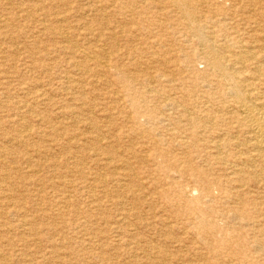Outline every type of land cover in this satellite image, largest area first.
<instances>
[{"label":"rangeland","instance_id":"obj_1","mask_svg":"<svg viewBox=\"0 0 264 264\" xmlns=\"http://www.w3.org/2000/svg\"><path fill=\"white\" fill-rule=\"evenodd\" d=\"M205 1L212 10L222 9L219 19L226 20L228 33L238 32L251 48L259 45L264 48V0ZM64 2L0 0V161H3L0 164V264H206L204 258L200 257H207L209 248L224 255H236L240 248L236 239L242 238L249 253L253 257L258 256L256 248L251 244L249 246V243L255 236L264 235V212L260 216L255 214L253 220L248 222L250 226H246L245 220H237L229 212L231 208L234 209L235 199L217 190L214 191V198H210L201 191V177H205L207 183L222 179L229 191L231 185L226 179L231 174L233 179L239 177L237 172L233 175V168L229 171L215 161L221 154L219 152H225L224 148L221 151L217 148L218 142L224 146V139L228 137L223 130L197 133L186 123L187 117L195 109L199 115L211 110L214 114L228 113L229 110H221V106H204L201 96L212 87L193 86V68L204 71L205 66L198 61L194 65L187 64L185 59L192 54L190 45L195 41L192 39V42H188L189 39L187 41L182 37L185 30L173 21L176 20V13L169 17L172 22L168 21L165 12L156 6V3H160L158 0ZM63 34L67 37H63ZM108 37H112L111 41ZM183 45L185 49H181ZM179 51L182 55L176 56ZM103 56L107 59L105 65L93 59ZM176 58L182 59L178 65L173 63ZM169 61L172 64L166 66ZM120 71L145 83L150 78L156 81L160 74L170 75L161 79L167 100H164L165 97L159 98L153 100L149 107L147 105L148 109L160 107L155 122L157 125L153 128L143 120L141 123L147 133L141 137L132 135L129 120L118 115V104L123 100L120 91L124 87V83L118 82ZM249 71L254 72L252 69ZM262 71L264 73V69ZM248 76L250 79L257 78L251 73ZM182 81L185 82V99L181 92ZM262 83L264 75L257 83L260 84L259 92L264 93ZM255 96L251 98L255 100ZM196 104L198 108L194 106ZM85 108L87 112L83 111ZM34 122L36 124H32ZM25 126L30 130L24 132ZM122 129H127V132ZM150 132L157 134L158 144L162 151L165 150L163 153L175 155L181 160L185 158V165L181 164L182 170H185V199H180L178 194L170 197L168 190L172 186L167 176L175 179L174 190L179 194L182 192L179 183L184 180L180 173H168L167 167L158 165L164 158L153 154ZM104 152H110L109 156L113 158L102 155ZM224 155L222 158H225ZM234 164L241 165L242 162L235 160ZM252 190L257 191V198L242 195L238 199L248 213L252 212V200H261L259 194H263V190H257V187ZM198 199L199 205L215 209L217 217L208 220L215 225H227L231 240L219 245L218 234L208 235L200 230L205 240L203 242L195 233L197 218L191 216L185 219L184 228L182 219L175 217L171 202L183 208ZM221 213L224 216L221 217ZM114 235L117 239L111 238ZM262 260L264 263V257Z\"/></svg>","mask_w":264,"mask_h":264},{"label":"bare ground","instance_id":"obj_2","mask_svg":"<svg viewBox=\"0 0 264 264\" xmlns=\"http://www.w3.org/2000/svg\"><path fill=\"white\" fill-rule=\"evenodd\" d=\"M2 1V0H1ZM7 1V0H4ZM10 1V0H9ZM13 1V0H12ZM54 1V0H52ZM62 3V0H60ZM80 1V0H78ZM160 3H154L161 11L165 12L167 15L168 21H171L169 17H173V13L175 14V21L176 24L180 25L184 30V37L188 42H192V39L195 43L192 42V54L186 57V62L188 65H194L196 61L203 63L205 66L204 71H198L197 69L193 68V77L192 82L194 87L198 88H209V92H204L201 96L204 99V106L211 105V106H221L219 107L221 110H229L228 113L223 114H214L211 110L210 112H206L204 115H199V112H196V109L191 112L190 115L187 117L186 123L193 127V131L195 132H205V130L209 131V133L214 132L215 129L219 131L223 130L222 132L228 136L225 141V145L223 146L221 143L218 142L217 148L221 151L223 148L225 152H219L220 158L218 157L215 159L217 164L222 165L223 167L227 168L229 171L232 169L233 175L237 172L238 179H233L232 174L226 179L228 185H231L230 191L229 187H225V182L222 179H216L211 183H207V179L205 177L200 178V187L203 194L209 196L210 198H214V191L217 190L223 195H227L238 201L242 195H247L250 198H254L258 195L257 191L251 189L257 187V190H263V194H259L262 197L261 200H252L250 203L252 206V212L248 213L245 211L243 204L238 201H235L234 209H230V213H233V217L237 220H245L246 226H250L248 222H251L254 218V215H261L264 212V93L260 89L259 80L260 77L264 75V48L260 45L256 48H251L241 39L238 32L228 33L225 23V19H219L220 15L222 14V9H210L209 4L205 0H158ZM211 2H215L216 0H210ZM35 2V1H34ZM58 2V1H57ZM64 2V0H63ZM85 2V1H84ZM83 2V4H84ZM98 2V1H97ZM27 3V1H26ZM65 3V2H64ZM69 3V2H68ZM72 3V2H70ZM78 3V2H77ZM81 3V2H80ZM218 3V2H217ZM0 3V7H1ZM146 3L144 2L143 5ZM238 4V3H237ZM16 5V3H15ZM34 5V4H33ZM41 5V4H40ZM39 5V6H40ZM82 5V4H81ZM8 6V5H7ZM17 6V5H16ZM218 6V5H217ZM24 7V6H23ZM118 7V6H117ZM142 7V5H141ZM250 7V6H249ZM14 8V7H13ZM12 8V9H13ZM19 8V7H18ZM28 8V7H27ZM38 8V6L36 7ZM75 8V7H74ZM16 9V7H15ZM25 8H22V10ZM40 9V8H39ZM66 9V8H65ZM117 9V8H116ZM125 9V8H124ZM225 9V8H224ZM18 10V9H17ZM29 10V9H28ZM44 10V9H43ZM58 10V9H57ZM122 10V8H121ZM240 10V9H239ZM24 11V10H23ZM26 11V10H25ZM24 11V12H25ZM37 11V9H36ZM69 11V10H68ZM257 11V10H255ZM100 12V11H99ZM102 12V11H101ZM111 12V11H110ZM113 12V10H112ZM111 12V13H112ZM237 12V10H236ZM30 13V11H29ZM40 13V12H39ZM54 13V12H53ZM234 13V12H233ZM28 14V13H26ZM31 15V14H30ZM85 15V14H84ZM122 15V14H121ZM229 16V14H227ZM226 15V16H227ZM29 16V15H28ZM27 16V17H28ZM241 16V15H240ZM246 16V15H245ZM231 17V16H230ZM79 18V16H78ZM77 18V19H78ZM106 19V18H105ZM40 20V19H39ZM84 20V19H83ZM162 20V19H161ZM246 20V18H245ZM259 20V19H258ZM52 21V19H51ZM81 21V20H80ZM247 21V20H246ZM9 22V21H8ZM53 22V21H52ZM71 22V21H70ZM74 22V20H73ZM76 22V20H75ZM122 22V21H121ZM125 22V21H124ZM172 22V21H171ZM4 23V22H3ZM13 23V21H12ZM15 23V22H14ZM88 23V22H87ZM262 23V22H261ZM48 24V23H47ZM72 24V23H71ZM229 24V23H228ZM88 25V24H86ZM129 25V24H128ZM230 25V24H229ZM37 26V25H36ZM84 26V25H83ZM241 26V24H240ZM25 27V25H24ZM38 27V26H37ZM65 27V26H64ZM86 27V26H85ZM84 27V28H85ZM104 27V25H103ZM231 27V26H230ZM26 28V27H25ZM79 28V26H78ZM27 29V28H26ZM88 29V27H87ZM1 30V29H0ZM3 30V29H2ZM28 30V29H27ZM37 30V29H36ZM79 30V29H78ZM234 30V29H233ZM250 30V26H249ZM43 31V30H42ZM82 31V30H81ZM90 31V30H89ZM110 31V30H109ZM123 31V30H122ZM230 31V30H229ZM13 32V31H12ZM15 32V31H14ZM7 33V32H6ZM100 33V32H99ZM249 33V32H248ZM91 34V33H90ZM250 34V33H249ZM3 35V34H2ZM1 35V36H2ZM11 35V34H10ZM42 35V34H41ZM51 35V34H50ZM103 36V32L101 33ZM171 35V33H170ZM245 35V34H244ZM9 36V35H8ZM62 36V34H61ZM91 36V35H90ZM19 37V36H18ZM23 38V36H21ZM33 37V35H32ZM63 37H67L66 34H63ZM84 37V36H83ZM245 37V36H243ZM25 38V36H24ZM31 38V37H29ZM112 37H108L110 40ZM115 38V37H114ZM121 38V37H120ZM259 38V37H258ZM173 39V38H172ZM177 39V38H176ZM260 38L259 40H261ZM29 40V39H28ZM115 40V39H114ZM246 40V39H245ZM251 40V39H250ZM257 40V39H256ZM6 41V40H5ZM30 41V40H29ZM70 41V40H69ZM111 41V40H110ZM1 42V40H0ZM13 42V41H12ZM27 42V41H26ZM36 42V40H35ZM71 42V41H70ZM80 42V41H79ZM94 42V41H93ZM157 42V41H156ZM18 43V39H17ZM30 43V42H29ZM72 43V42H71ZM85 43V42H84ZM130 43V42H129ZM253 43V42H252ZM262 43V42H261ZM10 44V42H9ZM14 44V43H13ZM67 44V43H66ZM70 44V43H69ZM140 44V43H139ZM138 44V45H139ZM22 45V42H21ZM85 45V44H84ZM87 45V44H86ZM85 45V46H86ZM89 45V44H88ZM99 45V44H98ZM119 45V44H118ZM75 46V45H72ZM95 46V45H94ZM102 46V45H101ZM140 46V45H139ZM178 46V45H176ZM17 47V46H16ZM100 47V45H99ZM12 48V47H11ZM44 48V47H43ZM72 48V47H71ZM76 48V47H75ZM93 48V47H92ZM110 48V47H109ZM117 48V47H116ZM146 48V47H144ZM36 49V48H35ZM177 49V48H176ZM181 49H185V45L181 47ZM254 49H257L256 51ZM17 50V49H16ZM145 50V49H144ZM76 51V50H75ZM104 51V50H102ZM106 51V50H105ZM177 51V50H176ZM8 52V50H7ZM15 52V51H14ZM51 52V51H50ZM102 53V52H101ZM182 52L179 51L178 55L181 56ZM191 53V52H190ZM104 54V53H103ZM156 54V53H155ZM13 55V54H12ZM30 55V54H29ZM87 55V54H86ZM99 55V53H98ZM102 55V54H101ZM107 55V54H106ZM32 56V55H31ZM46 56V55H44ZM43 56V57H44ZM64 56V55H63ZM70 56V55H69ZM90 56V54H89ZM92 56V55H91ZM90 56V57H91ZM28 57V56H26ZM71 57V56H70ZM74 57V55H73ZM81 57V56H80ZM79 57V58H80ZM87 57V56H86ZM108 57V56H107ZM6 58V57H5ZM89 58V57H88ZM109 58V57H108ZM2 59V58H1ZM29 59V58H28ZM67 59V58H66ZM82 59V58H81ZM87 59V58H86ZM93 59L98 60L101 64H107V59L103 56L101 59H97V57H93ZM92 59V60H93ZM130 59V58H129ZM169 59V58H168ZM17 60V59H16ZM38 60V59H37ZM78 60V59H77ZM134 60V59H133ZM156 60V59H155ZM154 60V61H155ZM10 61V60H9ZM8 61V63H9ZM51 61V60H50ZM86 61V60H85ZM182 59L176 58L173 63L178 65L181 63ZM6 62V61H5ZM13 62V61H11ZM15 62V60H14ZM2 63V62H1ZM0 63V64H1ZM129 63V62H128ZM73 64V63H72ZM167 64H172V61L166 62ZM71 65V64H70ZM73 65H76L75 63ZM138 65V64H137ZM7 66V65H6ZM8 67V66H7ZM19 67V66H18ZM21 67V65H20ZM19 67V68H20ZM57 67V66H56ZM80 67V66H79ZM108 67V66H107ZM10 68V67H9ZM18 68V69H19ZM76 68V67H75ZM81 68V67H80ZM191 68V67H190ZM2 69V68H1ZM39 69V68H38ZM73 69V68H72ZM119 69V68H118ZM131 69V68H130ZM164 69V68H163ZM253 70L254 72H250L249 70ZM76 70V69H75ZM80 70V69H79ZM150 70V69H149ZM9 71V69H8ZM78 71V70H77ZM12 72V71H10ZM81 72V71H78ZM5 73V72H4ZM7 73V72H6ZM14 74V72H12ZM77 73V72H76ZM252 74L253 76L256 75L257 78H251L248 74ZM10 74V73H9ZM12 74V75H13ZM23 74V73H22ZM44 74V73H43ZM67 74V73H66ZM98 74V73H97ZM103 74V73H102ZM7 75V74H6ZM260 75V77H259ZM31 76V75H30ZM29 76V77H30ZM37 76V75H36ZM93 76V75H92ZM98 76V75H97ZM169 74H160L158 79L153 80L150 78V81L146 83L143 82L141 79L130 77L129 74L125 72H119L118 74V82L124 83V87L122 86V90L120 93L123 95V100L120 104H118V115L124 116V118L128 119L129 123V130L134 136L141 137L143 134H146V127H143V120H145L148 124H151L153 128L157 125L155 122L158 120V115L160 112V107L152 106L153 108L148 109L149 105L153 102V100H158L159 98H166V94L162 91V78L169 77ZM16 77V76H15ZM14 77V78H15ZM54 77V73H53ZM100 77V76H99ZM109 77V76H107ZM31 78V77H30ZM101 78V77H100ZM45 79V78H44ZM54 79V78H53ZM94 79V78H93ZM110 79V78H109ZM9 80V78H8ZM70 80V79H69ZM65 81V80H64ZM73 81V80H72ZM77 81V79H76ZM79 81V80H78ZM77 81V82H78ZM33 82V81H32ZM83 82V81H82ZM5 83V82H4ZM7 83V82H6ZM74 83V82H73ZM76 83V82H75ZM90 83V82H89ZM174 83V82H173ZM8 84V83H7ZM55 84V83H54ZM109 84V83H108ZM115 84V83H114ZM155 84L156 86H153ZM200 84V86H199ZM4 85V84H3ZM19 85V84H18ZM66 85V84H65ZM82 85V84H81ZM117 85V84H115ZM147 85V86H146ZM261 85H264L263 83ZM5 86V85H4ZM7 86V85H6ZM34 86V85H33ZM214 86V87H213ZM259 86V88H257ZM39 87V86H38ZM107 87V86H106ZM36 88V87H35ZM96 88V87H95ZM12 89V88H10ZM28 89V88H27ZM40 89V88H39ZM83 89V88H82ZM90 89V88H89ZM88 89V90H89ZM113 89V88H112ZM84 90V89H83ZM91 90V89H90ZM181 92L184 94L185 99V82L182 81L181 85ZM204 90V89H203ZM47 91V89H46ZM63 91V90H62ZM52 92V91H51ZM167 92V91H166ZM58 93V92H57ZM72 93V92H71ZM8 94V93H7ZM53 94V92H52ZM39 95V94H38ZM74 95V94H73ZM76 95V94H75ZM106 95V94H105ZM154 95V96H152ZM255 96V100L251 97ZM9 96V95H8ZM16 96V95H15ZM25 96V95H24ZM6 97V96H4ZM40 97V96H39ZM51 98V97H48ZM55 98V97H54ZM60 98V97H59ZM178 98V97H176ZM11 99V98H10ZM199 99V98H198ZM6 100V99H5ZM36 100V99H35ZM43 100V99H42ZM62 100V99H61ZM97 100V99H96ZM155 100V101H156ZM190 100V99H189ZM192 100V99H191ZM222 100H225L223 102ZM22 101V100H21ZM169 101V98H168ZM4 101H2L3 103ZM15 102V101H14ZM18 102V100H17ZM67 102V101H66ZM91 102V101H90ZM193 102V101H192ZM22 103V102H21ZM26 103V102H24ZM5 104V103H4ZM39 104V103H38ZM80 104V103H79ZM88 104V103H87ZM161 104V103H160ZM17 105V104H16ZM148 105V107H147ZM14 106V104L12 105ZM11 106V107H12ZM40 106V104H39ZM180 105L178 104L177 107ZM198 108L197 104L194 105ZM83 107V106H82ZM203 106H201L202 108ZM72 108V107H71ZM183 108V107H182ZM1 109V108H0ZM21 109V108H20ZM60 109V108H59ZM81 109V108H80ZM203 109V108H202ZM34 110V109H33ZM112 110V109H111ZM173 110V109H172ZM1 111V110H0ZM22 111V110H21ZM87 112L86 108L83 110ZM26 112V110H25ZM84 112V113H85ZM103 112V111H102ZM175 112V111H174ZM187 112V111H186ZM3 113V111H2ZM17 113V112H15ZM40 113V112H39ZM38 113V114H39ZM27 114V113H26ZM189 114V112H188ZM19 115V114H18ZM29 115V114H28ZM178 115V114H177ZM176 115V116H177ZM11 116V115H10ZM74 116V115H73ZM5 117V116H4ZM17 117V116H16ZM109 117V116H108ZM3 118V117H2ZM8 118V117H7ZM120 118V117H119ZM11 119V117H10ZM22 119V118H20ZM58 119V118H57ZM61 119V118H60ZM76 119V118H75ZM94 119V118H93ZM92 119V120H93ZM17 120V119H16ZM19 120V118H18ZM87 120V119H86ZM105 120V119H104ZM33 121V119H32ZM31 121V122H32ZM67 121V120H66ZM160 121V120H159ZM165 121V120H164ZM11 122V121H10ZM111 122V121H110ZM142 122V123H141ZM166 122V121H165ZM168 122V121H167ZM8 123V122H7ZM71 123V122H70ZM13 124V123H12ZM18 124V123H17ZM32 124H36L35 122ZM105 124V123H104ZM114 124V123H111ZM176 124V123H175ZM9 125V123H8ZM30 125V124H29ZM67 125V124H65ZM88 125V124H87ZM93 125V124H92ZM170 125V124H169ZM168 125V126H169ZM19 126V125H18ZM22 126V125H21ZM31 126V125H30ZM37 126V125H36ZM69 126V125H68ZM89 126V125H88ZM6 127V126H5ZM35 127V126H34ZM128 127V126H127ZM167 127V126H166ZM7 128V127H6ZM17 128V127H16ZM30 128V127H29ZM28 127H24L23 131L26 132L30 130ZM32 128V127H31ZM43 128V127H40ZM82 128V126H81ZM86 128V127H85ZM102 128V127H101ZM61 129V128H59ZM18 130V128H17ZM123 130V129H122ZM187 130V129H186ZM85 131V130H84ZM97 131V130H96ZM116 131V130H115ZM1 132V131H0ZM16 132V131H15ZM21 132V131H20ZM29 132V131H28ZM36 132V131H35ZM123 132H127L123 130ZM218 132V131H217ZM11 133V131H10ZM19 133V131H18ZM23 133V132H22ZM57 133V132H55ZM109 133V132H108ZM182 133L185 134L183 131ZM181 133V134H182ZM221 133V132H220ZM1 134V133H0ZM17 135V134H16ZM35 135V134H33ZM68 135V134H66ZM73 135V134H72ZM71 135V136H72ZM107 135V134H105ZM224 135V136H225ZM15 136V135H14ZM13 136V137H14ZM18 136V135H17ZM98 136V135H97ZM96 136V137H97ZM150 138L152 139V152L158 158H164L160 165L161 168L167 167L169 169L168 173H177L181 174L184 182L179 183V188L182 192L179 194L177 191L174 190L176 184L174 182L175 179L170 178L171 176L168 175L167 179L171 182V188H169V192L171 194L170 197L177 196L180 199H185V170H182L181 164L185 165V158L181 160L177 158L175 155H169L163 153L162 148L159 146V139L157 138V134L155 132L149 133ZM163 136V135H162ZM223 136V135H222ZM122 137V136H121ZM128 137V136H127ZM165 137V136H163ZM178 134L176 140H178ZM199 137V136H198ZM35 138V137H34ZM126 138V137H125ZM190 138V136H189ZM8 139V138H7ZM7 139L5 143L7 142ZM17 139V138H15ZM36 139V138H35ZM34 139V140H35ZM91 139V138H90ZM108 139V138H107ZM119 139V138H117ZM185 139V135H184ZM222 139V138H221ZM49 140V139H48ZM72 140V139H71ZM182 140V139H181ZM36 141V140H35ZM69 141V140H68ZM88 140H86L87 142ZM101 141V140H100ZM213 141V140H212ZM222 141V140H220ZM17 142V141H16ZM72 142V141H70ZM96 142V141H95ZM9 143V140H8ZM7 143V144H8ZM21 143V142H20ZM50 143V142H49ZM184 143V142H183ZM195 143V141H194ZM14 144V143H12ZM16 144V143H15ZM22 144V143H21ZM42 143H40L41 145ZM90 144V143H89ZM17 145V144H16ZM15 145V147H16ZM91 145V144H90ZM105 145V144H103ZM117 145V144H116ZM190 145V144H188ZM10 146V145H8ZM110 146V145H109ZM195 146V145H194ZM6 147V146H5ZM25 147V146H24ZM11 148V146H10ZM18 148V147H17ZM16 148V149H17ZM21 148V147H20ZM79 148V147H78ZM77 148V149H78ZM97 148V147H96ZM108 148V147H107ZM187 148V147H186ZM202 148V147H200ZM234 148V149H233ZM94 149V148H93ZM99 149V148H98ZM102 149V148H101ZM57 150V148H56ZM104 150V149H103ZM139 150V149H138ZM31 151V149H30ZM86 151V150H85ZM107 151V150H105ZM178 151V150H177ZM185 151V149H184ZM201 151V150H200ZM6 152V151H5ZM7 151L6 153H9ZM35 151L34 153H36ZM108 152V151H107ZM106 152V153H107ZM133 152V151H131ZM171 152V151H170ZM169 152V153H170ZM189 152V151H188ZM33 153V154H34ZM105 153V152H104ZM102 154L104 156L110 157V152L107 154ZM113 153V152H112ZM2 154V153H1ZM39 154V153H38ZM41 154V153H40ZM73 154V153H71ZM222 154H225L222 158ZM35 155V154H34ZM121 155V154H120ZM214 155V154H213ZM3 156V155H1ZM43 156V155H42ZM147 156V155H146ZM167 156V157H166ZM50 157V156H49ZM58 157V156H57ZM96 157V156H95ZM126 157V156H125ZM13 159V158H12ZM48 159V158H47ZM69 159V157H68ZM73 159V158H72ZM70 159V160H72ZM107 159V158H106ZM151 159V158H150ZM231 159V160H230ZM26 160V159H25ZM24 160V161H25ZM74 160V159H73ZM114 160V159H113ZM131 160V158H130ZM133 160V159H132ZM235 160H240L242 162L241 165L234 164ZM107 161V160H106ZM126 161V160H125ZM3 162V161H2ZM0 161V164L2 163ZM42 162V161H41ZM72 162V161H71ZM84 162V161H83ZM108 162V161H107ZM149 162H152L149 160ZM82 163V162H81ZM96 163V162H95ZM231 163V164H230ZM114 164V163H113ZM125 164V162H124ZM123 164V166H124ZM73 165V164H72ZM108 165V164H107ZM202 165V164H201ZM214 165V164H213ZM57 166V165H56ZM121 166V165H120ZM134 166V165H133ZM136 166V165H135ZM62 167V166H61ZM203 167V166H202ZM12 168V167H11ZM58 168V167H56ZM99 168V167H98ZM113 168V167H112ZM120 168V167H119ZM128 168V167H127ZM126 168V169H127ZM224 168V169H225ZM46 169V167H45ZM115 169V168H114ZM121 169V168H120ZM138 169V167H137ZM248 169L251 172H247ZM14 170V169H13ZM128 170V169H127ZM24 171V170H23ZM58 171V170H57ZM110 171V170H109ZM108 171V173H109ZM125 171V169H124ZM226 171V170H225ZM32 172V171H31ZM45 172V170H44ZM96 172V171H95ZM204 172H206L204 170ZM216 172V171H215ZM227 172V171H226ZM80 173V172H79ZM94 173V172H93ZM140 173V172H139ZM103 174V173H102ZM116 174V173H115ZM38 175V174H36ZM46 175V174H45ZM48 175V174H47ZM101 175V174H100ZM148 175V174H147ZM55 176V175H54ZM94 176V175H93ZM155 176V174H154ZM27 177V176H26ZM67 177V176H66ZM127 177V176H126ZM134 177V176H133ZM6 178V176H5ZM131 178V177H130ZM27 179V178H26ZM103 179V178H102ZM127 179V178H126ZM2 180V179H1ZM90 180V179H89ZM97 180V179H96ZM104 181V180H103ZM112 181V180H111ZM110 181V182H111ZM122 181V180H121ZM124 181V180H123ZM126 181V180H125ZM145 181V180H143ZM193 181V180H192ZM109 182V183H110ZM45 183V182H44ZM83 183V182H82ZM108 183V184H109ZM121 183V182H120ZM35 184V183H34ZM236 186H235V185ZM239 184V185H238ZM105 185V184H104ZM34 186V185H33ZM88 186V185H87ZM147 186V185H146ZM145 186V187H146ZM157 186V185H156ZM49 187V186H48ZM113 187V186H112ZM122 187V186H121ZM124 187V184H123ZM71 188V187H70ZM130 188V186H129ZM69 189V188H68ZM123 189V188H122ZM30 190V189H29ZM100 190V189H98ZM151 190V189H150ZM78 191V190H77ZM134 191V190H133ZM76 192V191H75ZM125 192V191H124ZM244 192V193H243ZM70 194V193H69ZM101 194V193H100ZM114 194V193H113ZM169 194V195H170ZM255 194V195H254ZM104 195V193H103ZM145 195V194H144ZM162 195V194H161ZM168 195V196H169ZM3 196V194L1 195ZM77 196V194H76ZM113 196V195H112ZM115 196V195H114ZM113 196V197H114ZM205 196V197H206ZM34 197V196H33ZM79 197V196H77ZM109 197V196H106ZM112 197V198H113ZM169 197V198H170ZM9 198V197H8ZM18 198V197H17ZM116 197H114L115 199ZM120 198V197H119ZM125 198V197H124ZM129 198V197H128ZM147 198V197H146ZM144 197V199H146ZM6 199V198H5ZM95 199V198H94ZM109 199V198H108ZM155 199V198H154ZM107 200V198H106ZM156 200V199H155ZM96 201V200H95ZM94 202V201H93ZM199 199L193 201L190 206L186 205L185 207H177L175 206L174 201L171 202V208L173 210V214L175 217L182 219L183 225L185 228V219H190L191 216L198 219V223L196 226L195 233L201 237L202 233L200 230H203L205 234L208 235H216L218 234V244L221 245L224 242L231 240L232 238L228 236V229L226 227L215 225L208 219H213L217 217L218 213H216L215 209H211L210 207H204L202 204L199 205ZM5 203V202H4ZM25 203V202H24ZM57 203V202H56ZM95 203V202H94ZM119 204V203H118ZM18 205V204H17ZM16 205V207H18ZM60 205V203H59ZM177 205V204H176ZM194 206V207H192ZM109 207V205H108ZM129 207V206H128ZM20 208V207H19ZM5 209V208H4ZM92 209V208H91ZM52 211V210H51ZM105 211V210H103ZM122 211V210H121ZM5 212V211H4ZM56 212V211H55ZM106 212V211H105ZM127 212V211H126ZM64 213V212H63ZM246 215H245V214ZM65 214V213H64ZM252 214V215H251ZM157 215V214H156ZM188 215V216H187ZM50 216V215H49ZM99 216V215H98ZM132 216V215H131ZM130 216V217H131ZM224 216V213H221V217ZM232 216V215H231ZM9 217V216H8ZM38 218V217H37ZM40 218V217H39ZM134 218V217H133ZM151 219V218H150ZM136 220V219H135ZM112 220H110L111 222ZM119 221V220H118ZM164 221V220H163ZM98 222V221H97ZM113 222V221H112ZM159 222V221H157ZM264 222V221H262ZM79 223V222H78ZM25 224V223H24ZM23 224V225H24ZM57 224V223H56ZM171 224V223H170ZM30 225V224H29ZM17 226V225H16ZM19 226V225H18ZM22 226V225H21ZM27 226V225H24ZM81 226V224H80ZM112 226V225H111ZM28 227V226H27ZM241 227V226H240ZM78 228V226H77ZM242 228V227H241ZM245 228V227H244ZM50 230V229H49ZM71 230V229H70ZM34 231L36 229L34 228ZM42 231V230H41ZM72 231V230H71ZM87 231V229H86ZM113 231V229H112ZM80 231H78L79 234ZM102 232V231H101ZM111 232V231H110ZM81 233V232H80ZM15 234V231H14ZM71 234V233H69ZM90 234V232H89ZM162 234V233H161ZM190 234V233H188ZM25 235H27L25 233ZM80 235V234H79ZM110 235V234H109ZM42 238V236H40ZM150 237V236H149ZM181 237V236H180ZM183 237V236H182ZM40 238V239H41ZM74 238V237H73ZM103 238V237H102ZM116 238L115 235L114 237ZM134 238V237H133ZM148 238V236H147ZM236 238V237H235ZM48 239V238H47ZM117 239V238H116ZM115 239V240H116ZM203 242L205 240L201 237ZM92 240V239H91ZM195 240V239H194ZM240 239H236V242L239 243V252L235 255L231 253L229 255H224L222 252L214 251V249H210L207 257H200L201 259L204 258L206 264H264L261 260L264 257V235L255 236L251 242L249 243L256 248V253L258 256H252L249 253V249L245 248V241ZM1 241V240H0ZM17 241V240H16ZM49 241V239H48ZM56 241V240H55ZM155 241V240H154ZM57 242V241H56ZM235 242V243H236ZM66 242H64L65 244ZM127 243V242H126ZM130 243V241H129ZM17 244V243H16ZM26 245V244H25ZM39 245V244H38ZM68 246V244H65ZM78 245V242H77ZM244 245V248H243ZM19 246V245H18ZM57 246V245H56ZM114 246V245H113ZM123 246V245H122ZM58 247V246H57ZM145 247V246H144ZM177 247V246H176ZM26 248V247H25ZM84 248V247H83ZM95 248V247H93ZM126 248V246H125ZM147 248V247H146ZM133 249V248H132ZM136 249V248H135ZM138 249V248H137ZM139 250V249H138ZM137 251V250H136ZM144 251V249L142 250ZM15 252V251H14ZM22 252V251H20ZM90 252V251H89ZM233 252V251H232ZM128 253V251H127ZM144 253V252H143ZM151 253V251H150ZM16 254V253H15ZM37 254V253H36ZM152 254V253H151ZM128 255V254H127ZM148 255V254H147ZM197 255V254H196ZM131 256V255H130ZM150 256V255H149ZM8 257V255H7ZM12 257V255H11ZM63 257V256H62ZM55 258V257H54ZM160 258V257H159ZM162 258V257H161ZM165 258V256H164ZM197 258V257H196ZM240 258H243L242 261ZM252 258V259H250ZM38 259H40L38 257ZM66 258H64L65 261ZM73 259V258H72ZM88 259V258H87ZM133 259V258H132ZM136 259V258H135ZM154 259V258H153ZM163 259V258H162ZM152 260V259H151ZM80 261V260H78ZM177 261V260H176ZM263 261V260H262ZM27 262V261H26ZM42 262V261H41ZM84 262V261H83ZM91 262V261H89ZM147 262V261H146ZM66 263V261H65ZM68 264V262H67ZM77 264V263H76ZM184 264V263H183Z\"/></svg>","mask_w":264,"mask_h":264}]
</instances>
